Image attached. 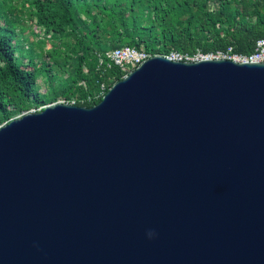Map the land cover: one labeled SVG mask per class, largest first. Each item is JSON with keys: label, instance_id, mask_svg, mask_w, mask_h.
Instances as JSON below:
<instances>
[{"label": "water", "instance_id": "obj_1", "mask_svg": "<svg viewBox=\"0 0 264 264\" xmlns=\"http://www.w3.org/2000/svg\"><path fill=\"white\" fill-rule=\"evenodd\" d=\"M0 264H264V63L153 54L1 123Z\"/></svg>", "mask_w": 264, "mask_h": 264}, {"label": "trees", "instance_id": "obj_2", "mask_svg": "<svg viewBox=\"0 0 264 264\" xmlns=\"http://www.w3.org/2000/svg\"><path fill=\"white\" fill-rule=\"evenodd\" d=\"M19 12L38 28L29 32L44 55L29 45L22 53L26 24ZM257 38L264 39V0H0V124L56 95L93 96L100 84L104 93L128 72L97 65L98 55L114 47L193 55L230 46L248 53ZM49 61L67 72L64 84H52ZM37 75L47 80L48 94L38 92ZM100 97L74 104L90 106Z\"/></svg>", "mask_w": 264, "mask_h": 264}, {"label": "built area", "instance_id": "obj_3", "mask_svg": "<svg viewBox=\"0 0 264 264\" xmlns=\"http://www.w3.org/2000/svg\"><path fill=\"white\" fill-rule=\"evenodd\" d=\"M153 54H148L143 49H138L132 46H119L114 47L110 50H106L102 55H98L97 65H104L106 68L114 65L129 71L130 69L136 67L146 58ZM171 60L179 61H194L202 58H223L231 59L235 62H261L264 63V39L257 38L254 41L251 51L248 53L234 52L230 46L225 47L223 50L215 51L214 53L201 54L200 52H195L193 55H187L185 53H180L177 51H170L167 54H160ZM103 85L100 84L98 93L93 96H86L85 98H70L65 100V103L74 104L75 101L90 100L91 98H97L103 94ZM27 112V111H26Z\"/></svg>", "mask_w": 264, "mask_h": 264}, {"label": "rangeland", "instance_id": "obj_4", "mask_svg": "<svg viewBox=\"0 0 264 264\" xmlns=\"http://www.w3.org/2000/svg\"><path fill=\"white\" fill-rule=\"evenodd\" d=\"M18 17H19V20H21L23 23L26 24V28L20 33L22 53L23 54L25 53L24 51L26 50V46L29 45L34 54H39L41 56L44 55V53H45L44 48L42 50L40 48V46H38V44L35 41V39H36L35 36H32L29 32V29L35 30V32H36V31H38V28L35 25H33L32 23H30V21L28 19L25 18L24 12H22V13L19 12ZM17 28H19V27H17ZM17 28H16V32H19V30ZM24 38L26 40H24ZM49 65L52 68V73H54V72L56 73V75H54L52 77V84L54 86L64 84L65 78L67 76V72L66 71L64 72L62 69H59L57 66H55V64L52 61L51 62L49 61ZM35 84H36V88H37L39 93L48 94V91H47L48 90L47 89L48 83H47V80L45 79V77H43L42 75H37L36 79H35ZM53 102H65V100L62 98V95H56V98L54 99V101H48L42 105H39L37 108H35L36 110L31 109L29 111H37L38 109H41L45 105L52 104ZM23 113H25V112L23 111V112L14 114L12 118L18 117Z\"/></svg>", "mask_w": 264, "mask_h": 264}, {"label": "clouds", "instance_id": "obj_5", "mask_svg": "<svg viewBox=\"0 0 264 264\" xmlns=\"http://www.w3.org/2000/svg\"><path fill=\"white\" fill-rule=\"evenodd\" d=\"M151 235H153V233H152V232H150V233H149V236H151Z\"/></svg>", "mask_w": 264, "mask_h": 264}]
</instances>
